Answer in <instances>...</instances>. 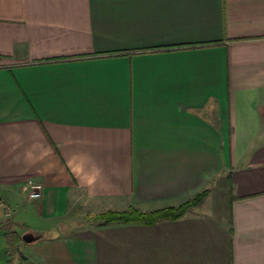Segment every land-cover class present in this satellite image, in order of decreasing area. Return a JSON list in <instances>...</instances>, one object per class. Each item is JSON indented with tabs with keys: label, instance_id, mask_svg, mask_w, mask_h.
<instances>
[{
	"label": "crops",
	"instance_id": "0c3cea01",
	"mask_svg": "<svg viewBox=\"0 0 264 264\" xmlns=\"http://www.w3.org/2000/svg\"><path fill=\"white\" fill-rule=\"evenodd\" d=\"M26 204L25 264H264V0H0V264Z\"/></svg>",
	"mask_w": 264,
	"mask_h": 264
},
{
	"label": "trees",
	"instance_id": "16d2710c",
	"mask_svg": "<svg viewBox=\"0 0 264 264\" xmlns=\"http://www.w3.org/2000/svg\"><path fill=\"white\" fill-rule=\"evenodd\" d=\"M208 196V191H205L198 196L184 202L178 207H169L151 212H143L137 208L131 207L123 212H107L95 217V220L101 224H141L152 226L163 221H177L184 217L189 211L199 207ZM5 231V239L7 242L9 257L13 256L17 259L20 252L19 244L23 243L20 236L13 230V224H8L3 227ZM23 260V258H22ZM12 264V262L10 263Z\"/></svg>",
	"mask_w": 264,
	"mask_h": 264
},
{
	"label": "rangeland",
	"instance_id": "374dc122",
	"mask_svg": "<svg viewBox=\"0 0 264 264\" xmlns=\"http://www.w3.org/2000/svg\"><path fill=\"white\" fill-rule=\"evenodd\" d=\"M15 213L12 214V211L10 208L7 209V214H8V219L9 218H13L14 219V224H13V230L17 232V234L21 237L22 235H24L26 232H28L30 229L34 228V227H38L41 226L42 224H44V222L39 219L38 217H35L34 214L31 212V205L26 204L24 206V209L19 210L16 208ZM96 217V216H95ZM95 217H91L90 220L96 221ZM4 218V215L2 214V219ZM38 219L40 220L39 222H41V224L38 222ZM98 222V221H96ZM8 224H11V222H9ZM13 256H10L7 261L5 259L6 262L2 263V264H10L12 262V264H25V260L22 259H14V263H13ZM30 264V263H27Z\"/></svg>",
	"mask_w": 264,
	"mask_h": 264
},
{
	"label": "water",
	"instance_id": "95a60500",
	"mask_svg": "<svg viewBox=\"0 0 264 264\" xmlns=\"http://www.w3.org/2000/svg\"><path fill=\"white\" fill-rule=\"evenodd\" d=\"M44 236L45 235L42 232L28 231L24 235H22V240L24 243L33 244L43 240Z\"/></svg>",
	"mask_w": 264,
	"mask_h": 264
},
{
	"label": "built area",
	"instance_id": "2783aa9c",
	"mask_svg": "<svg viewBox=\"0 0 264 264\" xmlns=\"http://www.w3.org/2000/svg\"><path fill=\"white\" fill-rule=\"evenodd\" d=\"M29 198L30 199H40L43 195V185L40 183H30L28 186Z\"/></svg>",
	"mask_w": 264,
	"mask_h": 264
}]
</instances>
